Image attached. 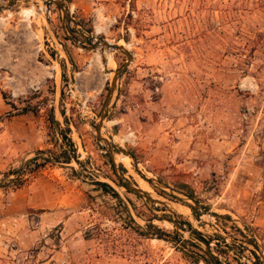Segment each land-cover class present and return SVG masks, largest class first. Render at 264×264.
I'll list each match as a JSON object with an SVG mask.
<instances>
[{
    "label": "rangeland",
    "instance_id": "obj_1",
    "mask_svg": "<svg viewBox=\"0 0 264 264\" xmlns=\"http://www.w3.org/2000/svg\"><path fill=\"white\" fill-rule=\"evenodd\" d=\"M63 1L0 0V264H264V0Z\"/></svg>",
    "mask_w": 264,
    "mask_h": 264
},
{
    "label": "water",
    "instance_id": "obj_2",
    "mask_svg": "<svg viewBox=\"0 0 264 264\" xmlns=\"http://www.w3.org/2000/svg\"><path fill=\"white\" fill-rule=\"evenodd\" d=\"M47 1L54 3L61 10L63 20L66 19L67 21L71 22L74 26L79 25V23L71 15V10L68 8V6L64 3L63 0H47ZM91 44L94 46H96L97 44H101L102 46L108 47L110 49L119 50V51L123 52L127 57V59L123 63V65L121 67H119V69H117L116 71L113 72V76L111 78L110 85H109L108 95H107V97L103 103V106H102V109H101L100 115H99V120L97 121V124H96V137L100 142H102L104 144L106 152L108 153V155L111 159L113 168L115 171H117V167L115 165V158H114V155H115L114 146L103 135L102 127H103V121H104L105 116H106L108 105L110 103V100L113 97V94H114L116 86H117L118 77L130 65L132 58H133V54L124 45H122L120 43H110L109 41L102 39L101 37L97 38L96 43H91ZM134 163L137 166V163L135 161H134ZM119 179H121V176H119ZM125 188L130 190V191H133L135 193L141 194L144 197H148L149 200H153V201L163 205L164 207H166L168 209V211L173 213V210L169 209L167 207V204L164 201L153 199L152 197H150L148 191L141 189L139 187H134V186H129V185H125Z\"/></svg>",
    "mask_w": 264,
    "mask_h": 264
},
{
    "label": "trees",
    "instance_id": "obj_3",
    "mask_svg": "<svg viewBox=\"0 0 264 264\" xmlns=\"http://www.w3.org/2000/svg\"><path fill=\"white\" fill-rule=\"evenodd\" d=\"M50 118L58 126L59 122L54 120L52 110L50 111ZM68 131H69V127H66L65 129H61V137L64 140L65 147L63 146V149L58 154L55 155V154H52L49 152V154L47 156H45L43 154L46 152L39 150L35 153V155L33 157L28 159L24 164H22L18 168L13 169L12 173L25 170L26 167H27V170L32 172L35 168H38L39 166L44 165L47 162H50V163H54V162L69 163L72 160H74L75 162L79 163L77 156H76L74 143H73L71 137L68 135ZM26 164H27V166H25ZM97 184L102 189H105L106 191H111L112 194L117 196V193L107 183L102 182V181H97ZM122 184L123 183H121V185ZM226 217H228V215ZM197 238H199V240H201L204 243H208V241L206 239H204L200 235V233H197Z\"/></svg>",
    "mask_w": 264,
    "mask_h": 264
},
{
    "label": "bare ground",
    "instance_id": "obj_4",
    "mask_svg": "<svg viewBox=\"0 0 264 264\" xmlns=\"http://www.w3.org/2000/svg\"><path fill=\"white\" fill-rule=\"evenodd\" d=\"M34 9L33 8H31V9H24L22 12H21V14L23 15V16H25V18L28 20V18H30L31 17V15L32 14H34ZM100 30V29H99ZM109 60V64H112V60H111V57L108 59ZM111 67V66H110ZM125 159V158H124ZM123 159V160H124ZM127 160V159H126ZM144 184V183H143ZM142 184V185H143ZM144 186V185H143ZM143 186H141V187H143ZM146 186V187H145ZM144 187H145V189H147V185H145ZM143 189V188H142ZM146 191H148V189L146 190ZM148 192H150V191H148ZM149 196L150 197H154L152 194H151V192L149 193ZM156 198V197H155ZM157 200H160V199H157ZM170 206V205H169ZM180 210H182V209H180Z\"/></svg>",
    "mask_w": 264,
    "mask_h": 264
}]
</instances>
